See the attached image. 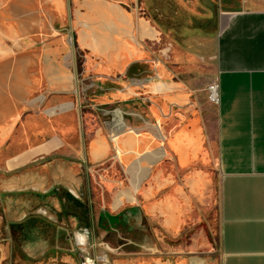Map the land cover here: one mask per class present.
<instances>
[{
  "label": "crops",
  "instance_id": "crops-1",
  "mask_svg": "<svg viewBox=\"0 0 264 264\" xmlns=\"http://www.w3.org/2000/svg\"><path fill=\"white\" fill-rule=\"evenodd\" d=\"M152 3L0 0L6 191L19 168L43 159L61 158L55 174L73 183L78 163L92 177H116L117 169L128 189L117 195L105 178L102 199L151 216L168 236L128 240L122 245L137 248L123 249L120 264H210L200 225L215 191L216 264H264V0H217L215 12L193 17L217 24L192 33L200 43L188 55L200 69L180 77V52L157 46L165 35L152 23L161 17ZM213 81L218 104L208 96ZM25 172L39 183L47 177ZM188 229L196 233L183 241ZM53 264L76 262L58 256Z\"/></svg>",
  "mask_w": 264,
  "mask_h": 264
},
{
  "label": "rangeland",
  "instance_id": "rangeland-1",
  "mask_svg": "<svg viewBox=\"0 0 264 264\" xmlns=\"http://www.w3.org/2000/svg\"><path fill=\"white\" fill-rule=\"evenodd\" d=\"M146 1L151 7L153 4V0ZM216 1L217 0H161L162 5L164 6L165 13H168L169 9L173 11L172 18L174 21H152V23H156L159 25L162 33L165 35L158 40L157 46L160 48L170 46L171 53L173 55H176L178 51L180 52V54L176 56L178 60L174 68L176 74L179 77L183 74L196 72L197 69H200V65L197 64L190 55H188V53H190V49L199 45L200 42L192 41L190 36L192 35V33L201 34L206 33L207 31H213L216 28L217 21H197L193 17L202 16L206 11L215 12ZM199 38L200 37L198 36V38L195 39ZM77 59L81 60L82 55L80 56L79 53H77ZM57 160L62 159L54 157L32 167L17 170L15 173L17 177H11L16 180V186L10 193L6 191L7 189H9V173H7L4 167L0 165V194H2V199L0 200V208L2 209L1 215L3 218V224L0 228V240H2L3 244L0 246L3 249L2 255L0 257V264L19 263L20 259L23 258L24 251H26L28 256L23 264H53L58 256H55V254L53 255L52 250H58L62 247H69V241H67L68 239L66 238V235L60 234L58 232V227L60 225L65 226L66 222L59 221L56 214L51 209V206L61 207L59 201L54 197L40 199L35 195L27 193L25 191V185H27L28 181H31V177H24L26 173L25 171L30 169L37 172L41 171L43 173H46L47 177L45 178H51L53 175H55L56 171L55 165L53 166V163H56ZM65 161L66 163L73 164V161H71V159L65 158ZM78 167V171L81 177H75V180L77 179L78 185L81 189L86 190L87 186L85 172L84 170L82 171L79 163ZM115 172L116 177L98 176L91 177V179L89 180V186L91 187L93 192L92 201L94 206L95 221H97L98 218V213L100 210L99 208L104 205L103 200L106 204V207L109 209L111 208V199H109L110 197H105V199H102V196H104L103 188L108 185V183L106 184L105 182L107 178H109L113 182L110 187H115L114 190L116 192H120L121 189H128L125 177H122V174L117 171V169H115ZM68 178L69 177H65L64 179L59 181L61 185H63L66 189V197L64 199L65 205H68V203L73 204L75 201L74 197H76V194L73 191L74 184L71 180L69 181ZM115 181L116 183L114 184ZM47 185L48 186L46 187V189H40L38 191H46L51 186H53L54 183L51 179H49ZM139 203L141 205L142 201H139ZM29 206L32 207L34 212L40 215L39 218L44 221V225L47 224L50 227L48 228L47 235L40 232L38 240L28 244H21L20 241L18 242L20 243L19 246L15 244V241H18L20 239V236L16 235L15 233L17 232L18 234L19 232L20 234V229L15 231L16 229L13 222L24 220L26 216L24 212L29 209ZM8 207L10 208V210H8L6 214H4L3 208ZM117 211L118 210H114V212ZM131 215L133 216L128 218V224L122 222L123 225L121 224L115 229L112 228L110 230H106L103 228H96L95 239L91 238V240L87 244L81 245L79 249V255L82 261L86 262V258L89 257L94 258L96 264H120L121 258L119 256L121 255L123 249L137 248V246L133 244H129L128 246L122 245L128 240L143 241L145 238L149 240L167 239L168 236L158 227L157 224H155V220L151 216L142 218L140 215L135 213ZM46 219H48V221ZM204 220L206 222V225L202 223L200 227L205 226L204 229L206 233L203 235V237L206 236L207 245L203 248L208 252L210 264L211 262L216 264V260L218 259L219 224L217 194L215 193V191L213 202L211 203L208 213L205 214ZM49 221L57 223V226L52 225ZM12 223L13 226L11 225ZM196 226L199 225L196 224ZM195 233L196 232L188 229L179 237L184 241L185 239L192 237ZM74 236L75 238L77 237L76 231H74ZM160 248L163 250L164 246L161 245Z\"/></svg>",
  "mask_w": 264,
  "mask_h": 264
},
{
  "label": "flooded vegetation",
  "instance_id": "flooded-vegetation-1",
  "mask_svg": "<svg viewBox=\"0 0 264 264\" xmlns=\"http://www.w3.org/2000/svg\"><path fill=\"white\" fill-rule=\"evenodd\" d=\"M155 5L157 6V9L159 8L161 12L160 21H174L172 18L173 11L171 9L168 10V13H165L164 6L161 3V0H154ZM146 14L148 11H145ZM76 61L77 59V51H76ZM47 159L39 160L35 163L39 164L42 162H45ZM34 165H29L28 167H32ZM81 166V165H80ZM22 168L27 167H21L18 170ZM82 171L85 172L86 177V186L87 191L83 190L79 187L78 182L73 183V191L75 192L74 197L75 201L73 204L68 203V205H65L64 199L66 197V189L59 181L64 179L65 177H57L56 174L53 175L51 178H45L42 183H39L37 180H31L28 181L25 191L27 193H31L35 195L36 197L40 199H47L48 197H54L56 198L59 203L61 204V207H55L51 206L52 211L56 214L59 221L66 222L65 226H59L58 232L60 234L66 235V238L69 241V247L68 248H59L58 250L53 249V255L59 256L62 258H71L74 259L76 264H86L85 261H82L80 255H79V249L81 245L87 244L91 238L95 239V230L96 228H103L106 230H110L112 228H117L119 225H123L122 222L128 224L125 219L129 218L133 215V213L126 211V209L118 210L117 212H114V208L111 204V210L104 206L103 208H99L98 218L97 221H95V213H94V206L92 201V189L89 186V180L91 179V168L89 165L86 164L81 166ZM51 179L54 183L53 186H51L46 191H38L40 189H46L48 186V180ZM88 182V184H87ZM116 181L114 182V184ZM120 183V182H119ZM122 183V182H121ZM123 184V183H122ZM121 184V185H122ZM110 187V186H109ZM122 188V187H121ZM120 188V189H121ZM127 189H121L120 192H126ZM117 192V195L120 193ZM77 198H79V201H77ZM44 203V202H43ZM118 204V202H117ZM31 206H29V209L24 212L25 219L21 221L13 222L15 226V231L20 229V234L18 232L15 233L16 235L20 236V239L18 241H15L16 245L20 246V243H32L39 239L40 232L47 235L49 225H44V221L41 220L39 217L40 215L33 211ZM113 210V211H112ZM34 212V213H33ZM48 221V219H46ZM72 220V221H71ZM71 221V222H70ZM51 222L52 225H56L57 223L53 221ZM57 228V227H56ZM86 229H89L88 232H86ZM74 231L77 233V237L74 236ZM91 236V237H90ZM21 241V242H20ZM95 241V240H94ZM20 242V243H18ZM65 242V240H64Z\"/></svg>",
  "mask_w": 264,
  "mask_h": 264
},
{
  "label": "built area",
  "instance_id": "built-area-1",
  "mask_svg": "<svg viewBox=\"0 0 264 264\" xmlns=\"http://www.w3.org/2000/svg\"><path fill=\"white\" fill-rule=\"evenodd\" d=\"M208 96L209 100L214 103L218 104L220 101V94H219V85L216 81H213L209 86H208ZM89 229H86V232H88ZM86 264H96V261L94 258H86Z\"/></svg>",
  "mask_w": 264,
  "mask_h": 264
},
{
  "label": "water",
  "instance_id": "water-1",
  "mask_svg": "<svg viewBox=\"0 0 264 264\" xmlns=\"http://www.w3.org/2000/svg\"><path fill=\"white\" fill-rule=\"evenodd\" d=\"M77 201H79V198H77ZM11 225L13 226V223Z\"/></svg>",
  "mask_w": 264,
  "mask_h": 264
}]
</instances>
